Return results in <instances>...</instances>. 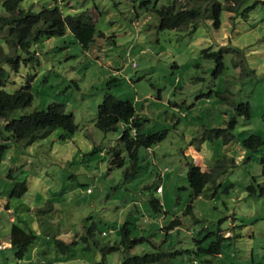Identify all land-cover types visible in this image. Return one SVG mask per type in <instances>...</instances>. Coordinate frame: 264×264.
<instances>
[{"label":"rangeland","instance_id":"rangeland-1","mask_svg":"<svg viewBox=\"0 0 264 264\" xmlns=\"http://www.w3.org/2000/svg\"><path fill=\"white\" fill-rule=\"evenodd\" d=\"M3 1L0 16H9ZM254 2L247 0L250 9L237 16L223 11L218 27L205 20L160 30L152 7L165 0H20L30 14L58 7L63 16H89L95 35L86 48L69 29L40 38L29 53H18L15 69L7 66L2 89L12 93L28 82L32 94L12 117L59 103L77 129L66 136L56 127L25 145L13 142L0 119V144L7 145L0 162V264H123L147 254L161 256L152 264H264V145L242 146L249 135L264 138V2ZM9 35L0 30V61L16 58L12 42L3 43ZM218 52L220 68L219 56L204 57ZM107 93L132 102L142 133L155 135L150 147L138 149L139 169L129 179L119 140L129 125L95 126ZM216 127L235 138L209 140L207 131ZM113 150L122 167L113 164ZM189 164L222 172L194 198ZM22 182L26 190L16 195ZM13 223L36 236L22 260L9 241ZM126 223L137 245L104 249L119 241ZM215 240L220 253L211 255L205 249Z\"/></svg>","mask_w":264,"mask_h":264},{"label":"trees","instance_id":"trees-1","mask_svg":"<svg viewBox=\"0 0 264 264\" xmlns=\"http://www.w3.org/2000/svg\"><path fill=\"white\" fill-rule=\"evenodd\" d=\"M247 0H165L164 5L154 4L152 11L159 19L160 30L178 29L193 25L197 22L211 20L214 27L220 24V17L223 11L235 14L246 13L250 9V3ZM264 2L255 0L254 3ZM20 0H4L3 10L9 16H0V30L5 27L9 29L11 35L4 37L3 40L7 46L10 41L16 51V58L6 56L0 61V119L4 120V131L10 136L14 143L23 142L29 145L37 139L46 137L53 129L60 127L66 136H70L77 129V125L73 121L71 114L66 113L62 104L53 103L45 109L34 110L19 117H12L17 110L27 107L32 100L31 88L27 82L25 85L12 93L3 90L5 82L8 81V70L19 65L20 51L28 52L33 41L40 38L62 35L69 29L73 36L78 40L83 48H86L93 40L95 35V27L89 16H63L58 7L52 9H42L36 13H28L19 8ZM1 48V47H0ZM6 51V50H5ZM219 56L217 68L222 67L221 54L205 53V58ZM220 58V59H219ZM12 62L13 65L7 63ZM248 114V113H247ZM126 123L129 126L122 131L119 140L123 143L127 152V158L130 162L129 169L125 170V178H131L138 172V149L143 146L150 147L155 142V135L145 136L141 131V125L138 118L135 117V110L132 102L121 100L112 94H106L103 102L99 106L98 117L95 126L102 131L115 130L119 123ZM234 122L230 128H234ZM227 127H216L209 129L206 135L209 140L221 138L224 144L231 142L235 135L232 130L228 131ZM264 145V138L260 135H249L243 140L242 146L249 150H255ZM6 143L0 144V162L3 160ZM115 157L113 164L119 166L124 165V159L118 154V150H113ZM222 172H216L210 169L208 172L202 171L195 164H189L187 170V181L191 190V197L200 196L206 186L216 180ZM158 185H156L157 187ZM19 187V188H18ZM155 187V188H156ZM17 188L16 195H21L26 190L24 182L15 184ZM16 190V189H15ZM254 190L252 186L249 191ZM150 203L155 211L161 210V204L156 197H152ZM191 210V205L188 206ZM190 212V211H189ZM178 225V224H177ZM26 226V225H25ZM25 226L12 224L9 241L15 248V258L22 260L28 247L35 242L36 236ZM176 226V224H175ZM138 239H132L130 236V228L126 223L120 229V239L113 246H105L104 249L117 250L123 249L128 251L137 245ZM58 245L64 246V250H68V245L56 242ZM205 251L211 255L220 253V240L210 243ZM65 252V251H64ZM161 256L155 254H147L143 256H127L123 264H152L160 261Z\"/></svg>","mask_w":264,"mask_h":264},{"label":"clouds","instance_id":"clouds-1","mask_svg":"<svg viewBox=\"0 0 264 264\" xmlns=\"http://www.w3.org/2000/svg\"><path fill=\"white\" fill-rule=\"evenodd\" d=\"M160 188V191H158L157 189ZM155 191L157 194H161L162 192V187L160 185H158L156 188H155Z\"/></svg>","mask_w":264,"mask_h":264},{"label":"built area","instance_id":"built-area-1","mask_svg":"<svg viewBox=\"0 0 264 264\" xmlns=\"http://www.w3.org/2000/svg\"><path fill=\"white\" fill-rule=\"evenodd\" d=\"M157 190L160 191V188H158Z\"/></svg>","mask_w":264,"mask_h":264},{"label":"crops","instance_id":"crops-1","mask_svg":"<svg viewBox=\"0 0 264 264\" xmlns=\"http://www.w3.org/2000/svg\"><path fill=\"white\" fill-rule=\"evenodd\" d=\"M163 193V189H162V192H161V194Z\"/></svg>","mask_w":264,"mask_h":264}]
</instances>
